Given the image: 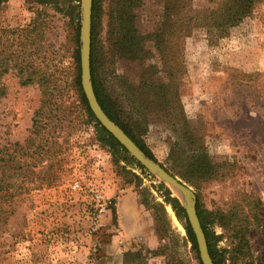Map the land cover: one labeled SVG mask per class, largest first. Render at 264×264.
<instances>
[{
    "label": "rangeland",
    "instance_id": "rangeland-1",
    "mask_svg": "<svg viewBox=\"0 0 264 264\" xmlns=\"http://www.w3.org/2000/svg\"><path fill=\"white\" fill-rule=\"evenodd\" d=\"M256 5L226 28L229 0H97L94 26L96 73L124 123L213 212L219 248H232L223 213L248 217L254 264H264V0ZM38 17L43 36L27 30ZM81 28L82 0L0 6V57L18 44V74L0 76V150L13 192L0 264H202L169 200L183 206L179 198L108 143L73 86ZM28 35L38 40L24 49ZM174 150L204 153L213 173L188 181L176 172L185 165L174 170Z\"/></svg>",
    "mask_w": 264,
    "mask_h": 264
},
{
    "label": "trees",
    "instance_id": "trees-1",
    "mask_svg": "<svg viewBox=\"0 0 264 264\" xmlns=\"http://www.w3.org/2000/svg\"><path fill=\"white\" fill-rule=\"evenodd\" d=\"M5 1L7 0H0V6ZM260 1L262 0H229L230 6L228 7V10L222 13L223 14L222 24L226 28H228L241 22L244 18L250 16L254 12L255 7L257 6L256 4ZM96 5H97V0H94L93 16H92L93 22H92L91 69H92V82L94 85L97 98L100 104L102 105V107L104 108V110L106 111V113L133 138V140L145 151V153L149 157L157 161L156 157L154 156L153 152L149 149V147H147V145L144 144L138 138V136L124 123V121L122 120L116 109L115 104L112 102V98L109 92L107 91L106 86L102 83V81L98 77V74L96 73L97 72L96 58L98 52L95 44V26H94L95 19L97 17ZM117 11L118 13L120 11L119 5H117ZM44 23H45L44 19H41L40 17L35 18L27 30L30 32H36V36L38 35L43 36V29L45 27ZM24 30L25 29H23L22 31ZM12 32L14 35H17L18 28L13 29ZM36 36L34 35V37ZM77 36L79 37V26L77 30ZM30 39H32V42H30L31 41ZM37 40L38 38H30L29 35L28 37L26 36L25 41L22 43L24 49L30 43L31 44L36 43ZM16 43H18V36L16 39H13L12 45H15ZM16 45L17 46H13L15 47V49L11 51L8 59H5L3 55L0 57V76L3 74V72H8V71H15L18 74V44ZM78 45H77V53H76L77 62H79ZM37 49H39V45L37 46ZM25 55L26 52H24V56ZM22 63L25 64L29 63L28 58L23 57ZM25 68H28V66L22 67L21 71H24ZM48 79L49 78L46 75L45 76L40 75L38 78V82L42 84L45 81H49ZM32 81L33 79L29 76L21 79V83L23 85L29 84ZM72 83L73 86L77 87L82 103L85 106L89 116L96 121V124L99 126L102 135L108 141V143L118 152H121L126 161H128L129 163L137 164V161L131 155H129L128 151L119 143V141L106 128H104L100 124V122L96 119L95 115L93 114L82 88L80 67L77 70V73L73 78ZM2 90H3V85H1L0 82V93H2ZM34 124L36 128H39L37 119L34 120ZM7 155L8 152L6 147H4V150H0V166L4 168L3 175L0 178V225L6 222L8 210L5 207L6 205L5 203L8 200V198L11 196V193H13L11 192V184L10 181L8 180L10 176L9 174L10 159L7 158ZM171 159L174 163L173 164L174 170L177 169L176 168L177 166L183 167L185 165L186 168L184 171L176 170V172L181 174L184 178H186L190 182L193 181L195 177H199L203 175L207 176L213 173L212 171L213 167L204 153H199L194 156L186 155V157L181 158V156H179V153L174 150L171 154ZM169 200L172 201L174 208L176 209L180 218L186 220V228L189 233L190 239L194 243L195 249L198 251L196 236L189 223L185 209L183 208V206H181V204L176 198L170 197ZM197 211L202 227L206 234L209 252L214 264H227V260L229 259L232 262H237L238 260H241L240 264H254V258L251 251V244L248 238V231L250 224L248 217L243 216L242 212H239L237 208H234L228 211L227 213H223L222 220H224V222L222 223V225L228 226V228H230V231H232L233 233L231 236L232 248L224 249L218 247L216 237L213 231L209 228V225L215 221V219L213 218V212L208 211L206 209H202L200 206L197 207Z\"/></svg>",
    "mask_w": 264,
    "mask_h": 264
},
{
    "label": "water",
    "instance_id": "water-1",
    "mask_svg": "<svg viewBox=\"0 0 264 264\" xmlns=\"http://www.w3.org/2000/svg\"><path fill=\"white\" fill-rule=\"evenodd\" d=\"M92 7L93 0H82L81 28V83L89 106L100 124L106 128L119 143L147 170L157 175L174 192L185 207L187 218L196 236L202 264H214L208 248V241L202 227L195 193L178 177L174 176L159 162L149 157L133 138L117 124L100 104L92 82L91 45H92Z\"/></svg>",
    "mask_w": 264,
    "mask_h": 264
}]
</instances>
